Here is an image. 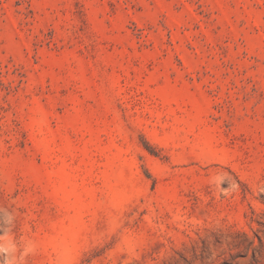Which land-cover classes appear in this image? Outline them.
Segmentation results:
<instances>
[{"label": "rangeland", "instance_id": "obj_1", "mask_svg": "<svg viewBox=\"0 0 264 264\" xmlns=\"http://www.w3.org/2000/svg\"><path fill=\"white\" fill-rule=\"evenodd\" d=\"M0 208L23 264H264V0H0Z\"/></svg>", "mask_w": 264, "mask_h": 264}, {"label": "clouds", "instance_id": "obj_2", "mask_svg": "<svg viewBox=\"0 0 264 264\" xmlns=\"http://www.w3.org/2000/svg\"><path fill=\"white\" fill-rule=\"evenodd\" d=\"M13 223V213L0 208V259L3 264H23L25 258L34 251L31 241H25L22 246L17 245L10 235Z\"/></svg>", "mask_w": 264, "mask_h": 264}]
</instances>
